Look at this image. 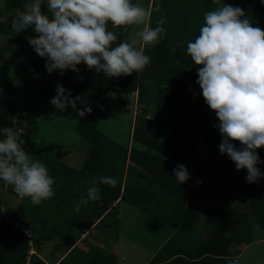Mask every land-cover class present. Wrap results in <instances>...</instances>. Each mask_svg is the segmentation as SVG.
I'll return each instance as SVG.
<instances>
[{"label": "trees", "instance_id": "obj_1", "mask_svg": "<svg viewBox=\"0 0 264 264\" xmlns=\"http://www.w3.org/2000/svg\"><path fill=\"white\" fill-rule=\"evenodd\" d=\"M222 1L223 5L242 8L252 26L264 30V0ZM25 3L27 0H0V34L8 35L10 40L16 35L12 22L19 12L24 11ZM132 3L135 4V0ZM210 4L211 0H187L185 5L181 4V0H168L167 3L152 0L147 22L153 29L161 26L166 33L175 32L177 37L190 33L196 38L204 24L203 9ZM247 4L251 8H246ZM171 12H176L173 20L169 19ZM43 14L50 18L52 15L48 8ZM108 28L114 33L121 32L123 40L127 36V30L113 28L111 23ZM38 35L34 32V37ZM188 42L171 46L164 38L154 46H147L145 54L150 57V63L144 70L118 78H108L95 69L89 70L85 63L77 65L78 72L68 69L63 75L59 70L49 74L45 67L47 58L38 56L36 52L28 63L16 65L7 62L6 49L0 44V88L16 92L23 90L20 87L29 86L38 98L44 99L57 94L56 86L59 84L67 90L66 95L70 92L72 98L85 97L89 102L87 106L92 108V112L84 118L77 114L74 125V130L89 143L88 152L77 169L61 159V149L57 151L54 146L42 147L38 155L30 157L32 161L44 163L54 178V195L51 198L34 205L30 198L21 199L11 185L2 181L4 189H9L22 201L19 205L21 214L16 209H12L9 215L0 212V264H26L30 240L40 251L45 241L57 236L64 240L67 249L73 244L68 237L78 232L83 234L90 226L91 221L85 220L84 216L93 218L96 221L94 226L99 230L105 219L117 214L113 204L118 199L154 217L161 222L160 225L165 223L175 229V239L166 241L159 248L152 258L154 263L233 264V249L253 241L254 225L264 229V178L258 183H248L247 169L237 170L226 154H221L225 165L234 176L246 180L247 210L187 202L191 189L208 193L218 180L217 173L200 167L194 161L198 139L201 138L214 153L222 142L217 127L220 121L205 102L197 83L198 69L203 66L195 65L191 60L187 53ZM6 79L11 81L6 82ZM12 79L20 82L14 83ZM132 93L136 94V103L140 106V114L135 116L136 123L130 136L136 145L130 146L127 152H121L118 149L120 144L98 129L102 115L98 96L115 95L123 110L127 111L125 106L129 104L128 96ZM85 107V104L77 103V108ZM150 111L159 117L154 132L145 127L149 121L143 114ZM19 114L14 98L0 95V130L12 128L15 119L17 126H23L26 121ZM175 115L178 122L176 127H172ZM33 124L24 127V133L20 135L21 143L30 141L33 148H40L33 142L38 130V126ZM3 138L4 134L0 136V139ZM233 143L237 149L244 147L239 141ZM33 148L24 147V150L28 153ZM256 152L264 161V147L256 149ZM180 164L190 174V179L183 184L176 180L174 172ZM257 167L264 173V163H259ZM69 171L71 174H68ZM100 176L114 178L116 186L113 188L99 183L97 178ZM122 180H125L124 183H121ZM93 186L99 189L101 198L95 202L89 200L86 209L81 211L80 205V211H75L77 203L87 197L88 188ZM22 216H31L34 223L24 222ZM78 224L80 228L76 232ZM198 227L209 231L205 239ZM92 236L97 237V233ZM74 252L76 256L66 264H115L110 261L111 255L105 248L94 245H90L86 252L75 246L70 248L61 262ZM36 258L38 263H43L39 257Z\"/></svg>", "mask_w": 264, "mask_h": 264}, {"label": "clouds", "instance_id": "obj_2", "mask_svg": "<svg viewBox=\"0 0 264 264\" xmlns=\"http://www.w3.org/2000/svg\"><path fill=\"white\" fill-rule=\"evenodd\" d=\"M44 2L25 3L12 28L20 33L31 26L39 34L28 37V42L38 56L47 58L45 67L49 74L59 70L63 75L68 69L78 72L77 65L81 63L108 78L141 73L150 63L145 48L154 46L165 31L161 26L145 27L137 33L138 38L113 46L118 36L109 30V23L126 31L129 25L144 24L149 12L132 0H47L50 18L41 11ZM187 53L195 65L203 66L198 69L197 83L205 102L220 121L217 125L222 135L220 153L226 154L237 170L247 169L248 183H258L264 178L257 167L264 161L256 152L264 147V30L253 27L242 8L225 4L205 13L199 35L187 44ZM66 91L62 85L56 86L57 95L50 101L56 109L66 111L71 106L80 118L92 112L85 97L72 98ZM77 103L86 107L77 108ZM3 133L0 180L12 185L21 199L30 198L34 205L51 198L55 180L46 165L30 159L12 128L3 129ZM233 141L244 147L237 149ZM33 142L39 145L38 140ZM174 172L180 184L190 179L182 164ZM97 179L113 188L117 183L112 177ZM100 198L97 187L88 188L87 197L77 203L75 211H80L81 204ZM33 247L30 245V254Z\"/></svg>", "mask_w": 264, "mask_h": 264}, {"label": "rangeland", "instance_id": "obj_3", "mask_svg": "<svg viewBox=\"0 0 264 264\" xmlns=\"http://www.w3.org/2000/svg\"><path fill=\"white\" fill-rule=\"evenodd\" d=\"M151 1L152 0H135V4H138L149 12L151 8ZM212 1L213 0H211L212 5L210 4L208 8L203 9L204 14L215 10L217 7H221L220 3L223 2L222 0ZM28 2L29 0H27V3ZM160 2L167 3L168 0H160ZM181 4H187V0H181ZM245 7L251 8L248 4ZM46 8L47 0H45L41 6L42 13L46 10ZM175 13H170V20L174 19ZM147 18L144 24L129 25L127 29V36L124 40H128L132 37L138 38L137 33L145 27L153 29L152 26L148 25ZM116 34L118 36V42L124 41L123 37L121 38V36H123L121 32H116ZM28 37H34V30L31 26L26 31L16 33L13 40H10L8 35L0 34V44L6 49L5 59L7 62L16 65H23L32 59L35 54V50L29 44ZM164 38L171 46L195 40L190 33H186L182 37H177L175 32L166 33L165 31L160 35L159 40ZM118 42L116 45L120 43ZM9 76L10 75H8V78ZM8 81L11 80L6 79V82ZM12 81L17 83L19 80L12 79ZM22 88L23 90H16V92L6 91L4 88H0V95L2 97H8L11 95V97L16 100L18 111L20 113L19 115L26 121L25 124L20 127L17 126V119L14 120L12 129L16 133L18 143H20L23 148H33V143L30 141L21 143L20 139V135L24 133V127L32 124L33 122L35 123L33 125L38 126L35 140L39 141V147H41H34L33 151L31 150L28 152L29 156L33 157L34 155H38L43 148L45 149V147L54 146L57 151L58 149H61L59 157L68 162L70 167H76L77 169L79 163L83 161L86 153L88 152L89 143L74 130L77 118L76 110L71 106H69L66 111L56 109L50 102L51 99L57 95L56 93L43 99L38 98V96L30 90L29 86L20 87V89ZM98 97L97 98L102 109V115L98 122V129L105 136L112 138L120 144L118 149L121 152H127L130 146L133 144L136 145V143H133L134 141H131L130 139L132 126L136 123L135 116L140 114V106L136 103V94L132 93L128 96L130 102L125 106L127 111L123 110V106L118 103L116 96L113 94ZM152 112L153 111L144 113L143 116L149 121L145 127L151 132H154V126L159 120V117L155 116ZM163 112H165V110ZM177 122L178 121L175 115L172 119V127H176ZM166 133L167 131L164 135H166ZM2 134H4L3 130H0V136H2ZM56 149L53 150L54 153L57 152ZM148 151L154 152L151 150ZM194 161L198 163L200 167L203 166L217 173L218 180L208 193L195 192L191 189L187 199L189 204H201L203 206H215L241 211L247 210L248 200L246 180L242 177H236L233 175L223 162L220 150L216 153L212 152L207 147L206 143L199 138L197 141V148L194 153ZM70 173L71 171L68 172V174ZM2 181L3 180H0V212L9 215L10 212L13 211L12 209H16L17 212L21 214L19 200L9 199L7 201L6 196H8V194L11 195L12 193L9 192V189H4ZM124 181L125 180H122L121 183H124ZM88 206L89 204H81V211L86 209ZM116 213L117 214L115 216L110 215L107 219H105L98 230L97 237L92 236L93 233H96V227L94 226V219L90 217L85 218V220L91 221V223L90 226L83 232L84 239L82 240L80 238L81 234L78 232V228H80L79 224L75 229L78 233H74L73 236L68 237V239L72 240L73 243L76 242L75 246L78 245L84 252L88 250L90 245L105 248V250L111 255L110 261L117 264V255L112 252L110 246L118 237L120 242L119 257H121L124 261L122 264H139L144 262L147 258L146 253L148 250L154 249V245L158 243L157 240L159 239V234L155 231V226H158L156 223L159 224V222L154 217L135 208V206L128 204V202L121 203V206L118 205ZM81 214L85 215L84 212ZM18 219V223H20L21 217ZM23 221L27 223L29 222L27 218H23ZM31 221L32 222L30 223H34L33 219H31ZM252 236L253 243L249 244L243 250V253L236 258L235 264H264V229L254 225L252 228ZM111 241L113 242L111 243ZM64 248V240L61 237L54 236L52 240L45 241L43 245H41L39 254L41 257H45V260L49 261L53 260L56 255L60 254V252H63ZM235 251L237 252V250ZM38 252V250L33 249L31 254L28 253L26 264H43L37 262L36 255ZM75 256L76 252L71 253L65 258L63 263L61 262V264L70 262Z\"/></svg>", "mask_w": 264, "mask_h": 264}, {"label": "crops", "instance_id": "obj_4", "mask_svg": "<svg viewBox=\"0 0 264 264\" xmlns=\"http://www.w3.org/2000/svg\"><path fill=\"white\" fill-rule=\"evenodd\" d=\"M215 0H213L212 2H214ZM212 5V4H211ZM218 6V5H217ZM216 6V7H217ZM220 6L222 7L223 6V2L222 3H220ZM218 8V7H217ZM76 168V167H75ZM71 174V173H70ZM6 198H7V201L9 200V199H15V200H19L20 202L22 201L19 197H17L16 195H14V194H11V195H9L8 194V196H6ZM8 203V202H7ZM121 203H127V202H125V201H122V200H119V201H117V202H115L114 204H113V206L114 207H116L117 208V206L118 205H120L121 206ZM129 204V203H128ZM131 205V204H130ZM8 206V205H7ZM136 208V207H135ZM138 209V208H137ZM85 218H87L88 216H84ZM24 219L25 218H27L28 220H29V222H32L31 221V219L32 218H30V216H24L23 217ZM149 218V217H148ZM158 221V220H157ZM93 222H96L95 220L93 221ZM159 223H161L160 221H158ZM158 226H155L156 228H155V231L156 232H158V234H159V239L157 240L158 241V243H156L155 245H154V249H152V250H148V252L146 253V260H144V262H141V263H143V264H163V262H160V263H154V262H152V258H153V256L158 252V250H159V248L166 242V241H169V240H174L175 239V234H176V231H175V229H171L170 228V226H168L167 224H165V223H163L162 225H160V224H158V223H156ZM96 230V233H98V230L97 229H95ZM197 230H199V231H202V234H201V237L203 238V239H205L206 237H207V235H208V232L209 231H206L207 229L206 228H202V227H198L197 228ZM95 233H93V235H94ZM82 240L84 239V237H83V234H81V237H80ZM80 239V240H81ZM79 240V241H80ZM113 241H111V243H112ZM80 243V242H79ZM103 243V242H102ZM107 243V242H106ZM110 243V244H111ZM251 243H253V242H251ZM250 243V244H251ZM75 244H76V242H74L70 247H68L67 249L66 248H64L63 249V252H60V254L59 255H56V257H54V259L53 260H45V257H41L40 256V251L37 253V257H39L41 260H42V262H43V264H61L60 262H61V260H62V258L68 253V251L70 250V248H72V247H74L75 246ZM98 244H100V243H98ZM120 242H119V239H118V237L116 238V241L110 246L111 247V249H112V252H114L116 255H117V264H122L124 261H123V259L121 258V257H119V255H120ZM249 244H239V245H237L234 249H233V257H234V262H235V260H236V258L239 256V255H241L242 253H243V250L248 246ZM78 245H76L75 247H77ZM77 248H80L79 246L77 247ZM81 249V248H80ZM235 250H237V252L235 251ZM234 252H236V253H234ZM59 262V263H58ZM141 263H139V264H141Z\"/></svg>", "mask_w": 264, "mask_h": 264}, {"label": "built area", "instance_id": "obj_5", "mask_svg": "<svg viewBox=\"0 0 264 264\" xmlns=\"http://www.w3.org/2000/svg\"><path fill=\"white\" fill-rule=\"evenodd\" d=\"M4 182V181H3ZM5 183V182H4ZM6 184V183H5ZM26 233H27V235H28V237H31V234L28 232V231H26ZM29 244L32 246V241L30 240L29 241Z\"/></svg>", "mask_w": 264, "mask_h": 264}]
</instances>
